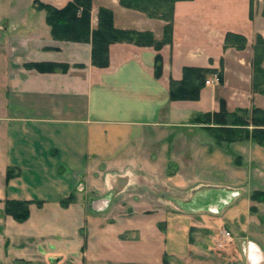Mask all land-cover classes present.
Returning <instances> with one entry per match:
<instances>
[{"label": "crops", "instance_id": "1", "mask_svg": "<svg viewBox=\"0 0 264 264\" xmlns=\"http://www.w3.org/2000/svg\"><path fill=\"white\" fill-rule=\"evenodd\" d=\"M38 1L69 0H0V264H264V201L251 196L264 190V145L218 142L195 119L202 99L217 100L203 112L221 99L256 106L253 72L237 73L248 90L231 83L225 36L252 42L264 16L249 1L237 14L230 0H178L157 75L156 48L130 41L110 45L108 66L93 64L91 42L54 37ZM101 6L116 27L163 37L165 20L120 0H92V28ZM34 61L66 67L25 65ZM186 65L217 69L222 82L173 100ZM4 197L30 200L29 216L8 214Z\"/></svg>", "mask_w": 264, "mask_h": 264}, {"label": "trees", "instance_id": "2", "mask_svg": "<svg viewBox=\"0 0 264 264\" xmlns=\"http://www.w3.org/2000/svg\"><path fill=\"white\" fill-rule=\"evenodd\" d=\"M178 0H120L126 7L142 10L150 16L166 20L164 34L157 39L150 30H137L133 28H119L114 25L113 10L101 6L98 11V25L91 27L92 0H69L59 7L51 3L37 2V6L45 9L46 20L51 27L54 37L59 39L90 41L92 44V63L105 67L110 63V45L117 41H130L139 45H152L156 48L155 71L157 75L162 72L161 48L166 42L172 40L173 19L175 4ZM250 14H253L250 8ZM246 41L242 33L228 31L225 44L233 42L241 44ZM243 45V44H242ZM253 58V87L255 91L264 94V37L258 33L254 44ZM42 70H54L64 63L54 61H34L25 64ZM219 72L217 69L198 65L183 67L180 79L171 78L170 98L173 100H197L205 85L208 72ZM196 121L205 125L209 134L218 142L253 139L264 145V107L254 106L251 111L246 108L229 110L224 99L220 101V108L214 111L200 113ZM13 168H8L7 179L13 175ZM252 199L264 201V190H254ZM72 195L63 200L67 202ZM30 200L6 198L5 211L17 220H25L30 214Z\"/></svg>", "mask_w": 264, "mask_h": 264}, {"label": "rangeland", "instance_id": "3", "mask_svg": "<svg viewBox=\"0 0 264 264\" xmlns=\"http://www.w3.org/2000/svg\"><path fill=\"white\" fill-rule=\"evenodd\" d=\"M218 1L220 2V0H218ZM245 1L246 2L249 1V3L248 2L247 3L249 4V7L252 8L253 13L262 14L264 16V0H230V4H231L230 6L231 7L234 6L233 7L234 11L236 12V9H237V12H238L237 14H241L239 12H240L241 8H243V4ZM214 3L217 4L216 1ZM233 9H232V14L234 15ZM229 10H230V8L228 6H226V12H228ZM154 18H159V17H154ZM262 36L264 37V35H262ZM255 39H256V37H254L253 41L251 42L246 37V41L244 43L236 44L235 42H233L230 45L231 49L229 51V55L227 58V63L229 66V76L232 78L231 83L242 86L243 88H245V90H248V88H249L248 84H241L240 85L238 83L237 75L242 74V76H244V77H246V76L249 77V75L252 74V72H253V58H254V53H255V50H254ZM239 59H241L242 62H240ZM249 62L251 63V65L249 64ZM211 74H212L211 72H208L206 74V76H207L206 78H209ZM221 82H222V80L218 83H213V84H206V82H205V85H208V86H205V87L203 86L204 87L203 93H205L208 90L215 89L217 87V85H219ZM252 91H253V93L256 92V94H255L256 97L254 98L255 102L253 101V99H251L250 101H247V103L250 102V104H251V102L252 103L254 102L255 105H260V104L264 105V94L260 93L258 91H255L254 87H253ZM199 100H200V98H199ZM216 101L210 102L208 100L202 99L201 101H198L196 105L198 106V108L200 110H202V113H205V112H203V110H205L206 108H210V107L214 106ZM238 101H240V99L235 98L233 100L234 104ZM155 190H157L158 192H161V191H159L160 190L159 187H156ZM5 198L6 197L3 198V201L6 200Z\"/></svg>", "mask_w": 264, "mask_h": 264}, {"label": "built area", "instance_id": "4", "mask_svg": "<svg viewBox=\"0 0 264 264\" xmlns=\"http://www.w3.org/2000/svg\"><path fill=\"white\" fill-rule=\"evenodd\" d=\"M221 81V75L219 72H213L209 78L205 79L206 84H213V83H218ZM224 236L225 238L231 239L232 238V232L227 229L224 231Z\"/></svg>", "mask_w": 264, "mask_h": 264}]
</instances>
